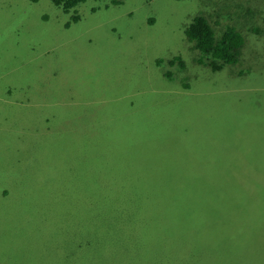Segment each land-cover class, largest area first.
I'll return each mask as SVG.
<instances>
[{
	"label": "rangeland",
	"instance_id": "1",
	"mask_svg": "<svg viewBox=\"0 0 264 264\" xmlns=\"http://www.w3.org/2000/svg\"><path fill=\"white\" fill-rule=\"evenodd\" d=\"M80 7L75 21L52 0H0V264H194L218 230L206 251L202 227L177 245L141 235L169 231L178 201L186 224L225 217L248 250L231 264H264V0ZM198 14L242 33L238 63L209 69L184 35ZM178 43L190 88L157 63Z\"/></svg>",
	"mask_w": 264,
	"mask_h": 264
},
{
	"label": "trees",
	"instance_id": "2",
	"mask_svg": "<svg viewBox=\"0 0 264 264\" xmlns=\"http://www.w3.org/2000/svg\"><path fill=\"white\" fill-rule=\"evenodd\" d=\"M33 1H39V0H33ZM57 6H61L66 12L72 13L71 18L75 19V21L79 20L82 16V12L80 4L86 2L87 0H52ZM113 3H118V0H111ZM79 10V13L77 12ZM251 7L248 6L247 9H245L244 14L245 16L253 15V11ZM256 12V11H255ZM257 13V12H256ZM261 13V11H260ZM75 14V15H74ZM264 20V17H263ZM215 22H219V20H215ZM69 23V22H68ZM67 23V24H68ZM70 25V24H69ZM255 32L258 33L262 32V29L260 27H253ZM263 33V32H262ZM184 35L186 36V40L188 42L193 43L195 49H198L202 56L206 57L212 63L211 68L213 70H221L226 65H232L237 63L239 60V57L241 55V48L244 46V36L240 31H238L234 26L228 25L223 32L218 36L216 34V31L214 27L212 26V22L209 18L205 17L202 14L196 15L192 21L187 25V27L184 30ZM176 48L180 49L181 44H176V46L166 52L161 57L157 58V63L161 65V67L165 66V69L167 70L166 76H169L168 85L170 87H174L176 85H179V88H182L183 86L187 85L188 88H190L191 83L186 81V75H182L181 72H178L181 68L182 70H185L186 63L184 59L177 55ZM163 64V65H162ZM159 68V71L162 72V68ZM244 71L240 70L239 74H242ZM183 74L185 72L183 71ZM48 101H51L50 99H47ZM74 100H76L74 98ZM24 102V101H20ZM254 106H256V103H253ZM260 106V101L258 100L257 107ZM262 104L259 107V110H262ZM56 113L50 114L49 117H55ZM249 182V180H248ZM6 190L3 191L5 193ZM196 197H200L199 195H196ZM121 198H123L121 196ZM204 197L202 196L201 199ZM224 201V200H219ZM179 205L174 206V210L177 211V214L175 217H164L163 215V223L166 222V224L169 226V231L166 229L165 232H161L160 229L162 226H158V224L154 223L152 224L147 230L143 231L141 235L145 233V236L149 241H154L155 236H163L164 234L172 236V241L168 243L167 246L173 244V242L177 245V242L180 241L179 237L182 236H188L192 233V231L197 227H202V229L206 230L204 231L205 235L202 238V241L200 243V247L208 248L210 243V238L208 237L207 233H212L213 229H216L220 232L221 235L218 236V239L216 240L217 249L213 251V253L210 255H202L193 253L192 259L194 264H207L210 260H212V264H231L235 262L236 260H243L245 261V254L248 252V250H244L240 247H237L233 245L231 242L237 240V237L233 234L232 229L228 228L229 222L225 219L224 216H222L214 226L210 225H189L184 222H181L186 215H188V203L185 201H178ZM219 203V202H218ZM220 205V203H219ZM177 209L180 210L183 215H181L180 212H178ZM198 208L193 207V210H197ZM207 212L210 214H213L215 216L218 215H226V211L222 208L216 209L213 207L206 208ZM170 220H175V222L171 223ZM215 220V217H207L208 223H213ZM183 223V225H179ZM140 227V224H136L132 226L131 229H129L126 232V237H130L132 233H135L136 230H138ZM174 228V229H173ZM180 234V235H179ZM152 236V239H150ZM177 236V238H176ZM138 238V237H137ZM139 242H140V236H139ZM171 239V238H170ZM179 246V245H178ZM226 247L229 254H231V260L226 259V253L225 256L222 258V249ZM186 245L184 244L181 248V250L185 251ZM238 248V249H237ZM201 251H203L201 249ZM203 251V252H205ZM189 255L192 252H187ZM215 254V255H214ZM216 256V257H215ZM192 261V260H191ZM179 264V263H177ZM182 264V263H181ZM183 264H188L184 262Z\"/></svg>",
	"mask_w": 264,
	"mask_h": 264
},
{
	"label": "clouds",
	"instance_id": "3",
	"mask_svg": "<svg viewBox=\"0 0 264 264\" xmlns=\"http://www.w3.org/2000/svg\"><path fill=\"white\" fill-rule=\"evenodd\" d=\"M239 61V60H238ZM238 61H237V63H238ZM236 64V63H235ZM210 70H212V71H214L212 68H209ZM215 71H219V70H215Z\"/></svg>",
	"mask_w": 264,
	"mask_h": 264
},
{
	"label": "crops",
	"instance_id": "4",
	"mask_svg": "<svg viewBox=\"0 0 264 264\" xmlns=\"http://www.w3.org/2000/svg\"><path fill=\"white\" fill-rule=\"evenodd\" d=\"M67 102L70 103V100L66 99V103H67Z\"/></svg>",
	"mask_w": 264,
	"mask_h": 264
}]
</instances>
